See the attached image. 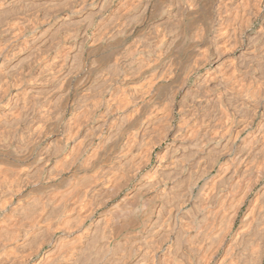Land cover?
Returning a JSON list of instances; mask_svg holds the SVG:
<instances>
[{"label":"bare ground","instance_id":"1","mask_svg":"<svg viewBox=\"0 0 264 264\" xmlns=\"http://www.w3.org/2000/svg\"><path fill=\"white\" fill-rule=\"evenodd\" d=\"M140 1L143 4L140 5L138 21L135 22L136 14L133 13L135 14L133 17L126 16L125 7L131 5L133 8L132 4L139 2L138 0H0V92L2 93L0 95V220L2 216L10 218L9 214L16 213L22 218L20 220L17 218V221L14 216L15 220L12 221H17L19 226L23 227L17 233L18 229L22 228L17 226V238L14 235L0 234V251L7 249L10 255V248L12 252L14 249L17 251L23 249L26 246L28 230H36L40 222H46L48 218H62L60 227L56 224L55 227L64 235L63 239H58L63 236H58L56 239L47 233L48 238L52 237L46 242L49 249L46 251L42 246L36 253L33 249L32 257H27V253L19 251L23 255L26 254L27 260L23 258L17 261L19 257L15 260V255L14 257L11 255L13 260L9 259L12 258L11 256L4 260L5 257L3 258L2 255H5V251L1 252L0 264H31L33 258H37L34 264H264V39L262 38L264 34L260 35L264 29L257 28L260 31L257 30L255 33L253 31L257 25L264 26V12L257 14L261 8L255 6L257 12L253 10L255 7L251 9V12H256L254 16L239 14L237 10L234 11L235 14L230 13V15L225 5L229 2L225 0H194L193 3H189V7L186 4L187 8L183 3V8L180 7L181 5L177 6V9L178 7L181 9H178L179 12L175 10L180 14L182 12L186 20L184 33L180 29L182 36L179 32L180 36L171 35L170 30L165 29L169 38L166 37L168 41L164 51L160 54L155 52L152 54V51H148L145 54L147 58L135 60L137 57L134 59V56H131L135 48L133 49L129 38L146 36V30L153 21L158 24L165 21L168 23L169 20L164 17L175 4L173 0ZM178 1L176 2L179 3ZM246 1L250 2V0ZM246 1L241 3L249 6L251 2L246 5ZM251 1L255 4L260 0ZM241 3L238 2L237 5ZM243 6L244 10L245 6ZM233 7L239 6L233 4ZM135 8L136 5L134 10ZM248 10L250 11L247 8ZM175 11L173 12L176 18ZM38 12L42 14L41 24L48 22L46 26L48 28L44 27L45 31L36 32L30 38L29 24L34 22L30 19ZM178 16L180 18L181 15ZM172 19L175 21L174 18ZM53 20L55 23L52 24ZM39 21L35 20L36 23L32 24H38ZM177 21L179 19L175 22ZM64 25L69 27L64 29L62 28ZM159 27L158 25L156 28L157 34L161 36ZM175 30L171 32H177V29ZM149 36L151 37L152 33L147 39ZM154 37L152 36V39ZM141 38L140 40L146 44L147 40ZM157 38L159 42L160 37ZM251 38L255 39L252 47ZM163 39L161 38L162 41ZM220 40L223 41V45L226 43L223 50L216 49ZM246 40L247 47L243 53L242 46H245ZM135 43L134 45L139 44ZM159 44L155 43L154 46L157 45L158 49L161 46ZM52 46L66 52V63L60 61L65 64L64 71L59 78L47 76L39 83L36 81L37 77L44 72L41 70V73H35V76L32 72L31 59L36 58L34 54L38 52L34 50L42 49V53L49 52ZM212 49L216 52L214 50L215 53L211 54L217 64L224 67V71L225 68L228 71L234 62H231L229 56L226 57L225 54L228 51L234 53L235 66L231 69H235V84L229 75L227 77L236 87L233 95L235 105L231 102L233 94L231 91L234 87L231 85V89L229 88L228 79L227 81L223 79L226 76H219L225 73L232 77L234 70L232 73L223 72L222 69V74L216 72L219 74H216L217 76L222 77L221 79L229 84L226 91L229 89L232 94L229 95L228 91L226 94L228 93L231 100L224 102L226 105V102L233 103V110L228 112L224 110L225 108H220L222 110L218 118L220 126L216 124V127L219 126L218 130L214 127L217 131L207 133V129L204 128L206 134L200 133L204 134L202 138L199 131L193 128L195 126L190 125L193 122L188 123L193 118L191 120L185 118V120L189 119L186 122L181 118L178 127L176 125L171 127L168 134L164 132L166 134L162 139L152 141L151 133L155 131L156 134L158 127L151 125L152 130L150 129L152 119L148 122L144 120L151 113L147 114V112L153 110L167 115L168 113L164 114L161 111L184 110L183 104L188 98L185 95L195 82L193 78L200 77L197 73L204 65H197L199 57L204 55L203 52L206 54ZM38 53L40 54V51ZM92 58H95V63L90 65ZM52 60L49 61L53 63ZM76 60L79 64L76 63L78 66L72 69ZM26 61L28 62L25 63ZM166 65L170 71L164 69ZM222 67H218L217 71ZM58 68L60 69V66H57ZM120 70H123L122 74ZM206 81H200V85L204 83L203 86H206ZM222 83L220 82L219 85ZM17 84H20V90ZM197 85L199 87V84ZM215 85L212 84L213 87H210L216 90ZM210 87L208 85L207 88ZM220 88L224 91V85ZM123 91L124 99L120 100L119 96ZM203 92L205 93L204 90ZM222 92L219 91L220 95ZM179 94H182V98L178 100ZM204 95L207 96V93ZM206 96L203 97L206 99ZM87 98L91 99L88 104H86ZM215 100L214 103L218 98ZM218 102L215 105H218L217 108H219ZM231 103L230 107L227 105L229 109ZM20 105L22 110L21 108L18 110ZM37 105H41L42 108ZM53 110L58 112L61 110L62 116L59 114L60 117L55 118L53 115L55 119L52 120ZM76 110L136 111L133 113L130 111L133 115L130 114L129 117L127 116L129 111L126 116L119 114L118 119L116 118L117 123H114L115 120L112 122L113 130L110 131V128L107 133L99 132L102 130L96 131L95 128L96 132L93 133V128L90 129L93 130V134L91 131L90 134L94 136L87 141L86 126L84 127L82 121L85 117L81 113L77 111L74 121L70 120L74 123L71 128L66 127L63 122L66 115L70 114L68 116L73 117L71 115L73 112L76 113ZM30 114L35 115V118L39 119L37 121H46L48 148L40 147L45 137L30 141V138L25 137L27 133L23 134L19 131L21 117ZM182 122H185V125H182ZM217 122L219 123L218 120ZM24 128L27 130V127ZM161 129L160 133H162ZM37 130L44 131L40 128ZM163 135L162 133L161 136ZM168 140L170 142L165 147V155L161 154L167 160L163 161L159 156V161L153 167L156 174L159 176L163 174V179L146 180L145 169L153 163V151L157 147H162ZM69 142L76 144L69 147ZM152 142L155 145L151 149L149 144ZM146 146L150 147L151 152L148 153ZM83 151L87 152L88 159L84 160L86 161L84 165L74 164L75 169L71 177L76 179V183L72 182L74 185L69 186L70 176H64L56 168L59 169L60 166L63 171L66 170ZM53 161L59 163L58 166L54 165L57 166L56 168L52 164ZM185 172H188L186 177ZM132 185L133 190L130 194L128 193L122 203H117V206L115 204L113 206L115 210L109 213L113 216L112 222H109L111 218L108 219L109 221H103L105 216H109L107 214H103V217H99L97 221L94 219L96 211L99 210L97 208L106 206L107 200L106 202L104 200L107 196L108 199L109 197L114 199L123 188L128 189ZM159 185H164L165 189L163 188L159 195L156 193L157 206L151 205L154 208L149 210L153 196L147 199L145 195L150 189L151 192ZM98 189L105 190L106 197L100 196L105 197V199L101 198L102 204L97 202L99 204L93 207L91 197L95 200V192ZM73 192L75 194L72 195V201L65 200ZM131 199L139 201L143 206H141L143 209L140 220H133V216L130 215L132 208L127 202ZM66 212L74 214L67 213L64 216ZM82 212L88 213L87 216L85 214L84 219L90 222L81 219ZM14 225L18 224L14 222ZM51 229L53 230L49 229V231L54 233L55 229ZM43 249L46 252H43ZM17 251L16 256L20 254L19 252L17 254ZM6 255L8 256V253Z\"/></svg>","mask_w":264,"mask_h":264},{"label":"rangeland","instance_id":"2","mask_svg":"<svg viewBox=\"0 0 264 264\" xmlns=\"http://www.w3.org/2000/svg\"><path fill=\"white\" fill-rule=\"evenodd\" d=\"M137 1V0H136ZM139 2H140V4H139V2H135L134 4L136 5V8H135V10H134V7H135V5L134 4H132V7L133 8H131V5L130 6H127V7H125V12H127V13H125L126 14V16H130V15H132V17L135 15V16H137V14L140 12V10H141V6L140 5H142L143 3L140 1V0H138ZM177 1V0H176ZM175 0H173V2L176 4H174V6L172 7L173 9H171V11H169V12H167L166 13V17H164V18H166V20L168 21V23L165 21V22H163V23H157V22H155V21H153L152 22V25H150V27H148L147 28V30H146V36H144L143 38H141V37H134V39L136 40H134V39H132V38H129V42H130V44L131 45H133V49L135 48V50H133L132 52H131V56L135 59L136 57V59L135 60H138V59H142L143 57H146L147 58V56H145V54L146 53H148V51H152L153 53L152 54H154V52L155 53H161V52H163L164 51V49H165V45H167V39L169 38V34L171 33V35H175V36H180L181 35V31L183 32V28H184V24H185V22H186V20H185V17L183 16V14H182V12H181V14L180 13H178L179 12V10H181V9H179L180 7L181 8H183V6L185 5V7L187 6L186 4H188V7L190 6V4L189 3H193V1L194 0H179L178 2L180 3H177ZM184 1V2H183ZM226 2H229V3H225V5H227L226 6V8H227V13H231V14H235L236 12H234V11H238L237 13H243L245 16H247V15H249V16H254V15H256L255 13L257 12V10L258 9H260V11L259 12H257V14L258 13H260V12H264V2H262V1H264V0H260L259 2H257L256 0H253V1H256L257 3H255V4H252V1L250 0V2L249 1H246V5L248 4V2L250 3V4H248L249 6H245V4H242L241 3V1L242 2H244L245 3V1H243V0H237L239 3H241V4H239V5H237V1L236 0H225ZM182 2V3H181ZM232 2V3H231ZM261 2H262V4H261ZM137 3L139 4V5H137ZM183 3H184V5H183ZM230 3H231V5H230ZM236 3V4H235ZM254 3V2H253ZM233 4H234V6L236 5V6H239V7H233ZM252 4V5H251ZM260 4V5H259ZM134 5V6H133ZM179 5H181L180 7H178V9H177V6H179ZM229 5V6H228ZM242 5H244L243 7H244V10L242 9ZM251 5V6H250ZM241 6V7H240ZM257 6H259V7H256ZM131 9H130V8ZM231 7H233L231 10H230V8ZM248 9H250V11H249V13H248V11H247V8ZM251 7V8H250ZM254 9H253V8ZM138 8V9H137ZM175 8V9H174ZM187 8V7H186ZM241 10H240V9ZM246 8V9H245ZM263 8V9H262ZM130 9V10H129ZM133 9V10H132ZM235 9V10H234ZM251 9H253V10H255L254 12H251L252 10ZM126 10H128V11H126ZM139 10V11H138ZM175 10H177L178 12H176ZM232 11L233 10V12H230V11ZM240 10V11H239ZM246 10V11H245ZM173 11H175L176 12V18H175V15H174V12ZM229 11V12H228ZM242 11H244V12H242ZM171 12V14H169ZM245 12H247L246 14H245ZM133 13H135V14H133ZM173 13V14H172ZM250 13H253V14H251L250 15ZM37 15H34L33 16V18H31L30 19V21H34V22H32V23H36L37 21H39L38 22V24H35V25H33L31 22H30V31H29V33H28V35L30 36V38L31 37H33V35L36 33V32H41L42 33V30L43 31H45V29H43L44 27L47 29L48 27H46V26H48L47 25V23L46 22H43L44 24H41L42 22V14H39V12L38 13H36ZM230 14V15H231ZM178 15H181L180 16V18H179V16ZM61 16H63V15H61ZM174 16V17H173ZM37 17V18H36ZM41 17V18H40ZM131 17V18H132ZM39 18V19H38ZM136 18V17H135ZM170 18H171V20H170ZM172 18H174L175 19V21L177 20V19H179V21H177V22H179V23H177V22H175ZM33 19V20H32ZM38 19V20H37ZM35 20H36V22H35ZM138 21V16H137V19H135V22H137ZM52 22V21H51ZM170 22V23H169ZM46 23V24H45ZM53 23H55L54 22V20H53V22H52V24ZM133 23H134V21H133ZM177 25H176V24ZM183 23V24H182ZM34 26V27H32V25ZM155 24V25H154ZM40 25V26H39ZM158 25L160 26L159 27V31H160V35L162 36V34H163V37H161V36H159V34H157L158 33V29H156V28H158ZM172 25V26H171ZM175 27H174V26ZM151 26H152V29H151ZM259 25H257L255 28H254V33L255 32H257V30L258 29H260V30H262V28L264 29V26L263 27H258ZM69 26L68 25H64V27H62V28H68ZM162 27V28H161ZM165 27V28H164ZM173 27V28H172ZM33 28H35V29H33ZM37 28V29H36ZM40 28H42L41 30H40ZM155 28V29H154ZM164 28V29H163ZM170 30V32H169V34H168V29ZM177 29V32H171V31H176L175 29ZM179 28V29H178ZM258 28V29H257ZM149 29H151V30H149ZM153 29H154V31H153ZM161 29V30H160ZM168 30L167 31V33H165L166 32V30ZM180 29H181V31H180ZM34 30V31H33ZM38 30V31H37ZM40 30V31H39ZM179 30V31H178ZM260 30H258V31H260ZM164 31V32H163ZM221 31H222V29L219 31V33L221 34ZM163 32V33H162ZM178 32H179V34H178ZM33 33V34H32ZM151 33H152V36L154 37L155 35V37H154V39H152V36L150 37L149 36V38L150 39H152L151 41L150 40H148L147 39V36L148 35H151ZM155 33V34H154ZM172 33H174V34H172ZM184 33V32H183ZM262 34H264V32L262 31V33H260V35H262ZM217 35H219V34H217ZM182 36V35H181ZM194 36V34L192 35V37ZM157 37H160V40H161V38L163 39L164 37H165V39H163V41L161 40H159V42H158V38ZM166 37H168V38H166ZM219 37V36H218ZM140 38L141 39H143V40H147L148 42H150L148 45H147V41H146V44L145 43H143V41H141L140 40ZM145 38V39H144ZM157 38V39H156ZM195 38V37H194ZM262 38L264 39V35H262ZM139 39V40H138ZM252 39V38H251ZM141 41V42H140ZM152 41H153V43L155 44H159V48L157 49V45L156 46H154V44L152 43ZM221 41V40H220ZM264 41V40H263ZM139 43L138 45H134V43ZM222 42L223 41H221L218 45H219V47H216V49L218 48H220V50H223L225 47H226V43L223 45L222 44ZM252 42V43H251ZM254 42H255V39L253 38L252 39V41H250V43L252 44H250V46L252 47L253 46V44H254ZM133 43V44H132ZM135 43V44H136ZM143 43V44H142ZM152 43V44H151ZM164 43V44H163ZM140 44H141V46H140ZM144 45V46H143ZM149 45H151V47L152 46H154V47H156V49L154 48V47H152V48H154V50L151 48V47H148ZM220 45L222 46V47H220ZM244 45L245 46H242V51H243V53H245L244 52V50L246 51V47H247V40H246V42L244 43ZM148 47V49H147V47ZM225 46V47H224ZM54 46H52L50 49H49V52H44L43 51V53H42V49L41 50H34V52L35 51H40V54L37 52V54H36V52H35V54H34V56L36 57V58H32L31 59V64H32V72H34V76L38 73V72H40L41 73V70H43V75H39V77H37V82H39V81H43V79H45L47 76L48 77H51V76H53V78H59L60 77V74H62L63 73V71H64V63L63 62H60L61 60H63L65 63H66V52H64V51H62V50H60L58 47L56 48V47H54ZM138 47V48H137ZM145 48V50H144V48ZM137 48V49H136ZM140 48H142V49H140ZM161 48H162V50H161ZM222 48V49H221ZM151 49V50H150ZM51 50V51H50ZM59 50V51H58ZM214 50L215 49H212L211 50V52H209V53H207L206 52V54H207V56H205L206 54H205V52H203L202 54H204V55H201L200 57H199V61H198V63H197V65H201L202 66V64H204L202 67H201V69H200V71L197 73L198 74V76H200V77H198V78H196V77H194L193 78V80L195 81H193L194 82V84L192 83V85H191V88L189 89V91L186 93V95L185 96H188V98H187V101H186V103H184L183 104V106H185L184 107V110H163V111H161V112H163L164 114H167V115H163V114H161L159 111H157V112H159V113H157V112H154L153 110H150V111H148L147 112V114L149 113V112H151L150 113V115L148 114V116H147V118L145 119L144 118V120H146L147 122L148 121H151V119H152V121L150 122V129L152 128V126L154 127L155 125V128L156 127H158V128H162L163 127V129H161V132L164 134L163 136H161L162 135V133H160V129H158V128H156V134H155V131H152V133H151V139H152V141H154V142H156V140L158 141L159 139H162L164 136H165V134L166 133H164L165 131L167 132V134L169 133L168 131H170V129H171V127L173 128V127H176L178 124H179V122H180V124H181V121H182V119L181 118H183V121H189V119L191 120L192 118V120L191 121H189L188 123L190 124L191 122H193V123H191L190 125L193 127V126H195V127H193V128H195L196 130H198L199 131V134L200 133H205L206 134V132L207 133H214L213 131H215L216 129L215 128H217V130H218V128H219V124H220V119H218V118H220V112L222 111L221 109H224V110H227L228 112H231L232 110H233V106L235 105V96H233L234 94H235V92H236V87H234L233 85H232V83H233V81H234V73H235V69H231V68H234V66H235V59H234V53L232 52V51H228V53L227 54H225V56L226 57H228L230 60H231V62H233V64H231L232 66H231V70L228 68V71H231V72H229V73H232V71L234 70V72H233V78L231 77V75L230 74H227V69L225 68V71H227L226 72V74L227 75H225V73H223L222 74V71L223 72H225L224 70H223V68L224 67H222V65H219V64H217L218 62H216V59H214V56H213V54H211V53H215L216 52V50H215V52H214ZM53 51V52H52ZM55 51H58V52H55ZM135 51V52H134ZM52 52V53H51ZM55 52V53H54ZM59 52H60V54H59ZM141 52V53H140ZM44 53H46L47 55H48V57H47V55L45 56V54ZM230 53V54H229ZM38 54H39V56H38ZM134 54H136V56L134 55ZM139 54V55H138ZM61 55V56H60ZM209 55V56H208ZM41 56H43V57H41ZM58 56H60V57H58ZM139 56V57H138ZM204 56V57H203ZM41 57V58H40ZM45 57V58H44ZM52 57L54 58L53 60H52ZM207 57H209V58H207ZM38 58V59H37ZM44 60H43V59ZM55 58H57V60L55 59ZM201 59H202V61H201ZM233 59V60H232ZM33 60H35V61H33ZM38 60H40L39 62H37ZM42 60V61H41ZM52 60V62L53 63H51L50 61ZM207 60V61H206ZM206 61V62H205ZM210 61V62H209ZM212 61V62H211ZM28 61H26L25 63H27ZM33 62V63H32ZM37 62V63H36ZM46 62V63H45ZM50 62V63H49ZM90 65H93L94 63H95V58H92L91 60H90ZM94 62V63H93ZM201 62V63H200ZM204 62V63H203ZM215 62V63H214ZM39 63V64H38ZM49 63V64H48ZM79 64L78 63V60H76V62L74 61V66H72V69H74L75 67H77L78 65L77 64ZM206 63V64H205ZM212 65H211V64ZM46 64V65H45ZM48 64V65H47ZM53 64V65H52ZM59 64V65H58ZM61 64V65H60ZM59 67L60 66V69L58 68L57 69V66ZM205 65H209L208 67L207 66H205ZM215 65V66H214ZM35 66V67H34ZM55 66V67H54ZM62 66V67H61ZM54 67V68H53ZM218 67H222V68H220V71H217V69H219ZM208 68V69H207ZM209 68H210V70H209ZM216 70H214V69ZM57 71H56V70ZM164 69H168V71H170V68L169 67H167V65H166V67L164 68ZM221 69H222V71H221ZM36 70V71H35ZM38 70V71H37ZM123 70H120V74H122L121 72H122ZM167 71V70H166ZM208 71H209V74H208ZM45 72H46V74H45ZM58 72H59V74H58ZM212 72H214V73H212ZM216 72H218L219 74H222V75H219L218 73H216ZM221 72V73H220ZM36 73V74H35ZM57 73V74H56ZM202 73V74H201ZM212 73V74H211ZM50 74V75H49ZM119 74V73H118ZM216 74H218L219 76H222L223 77V75L224 76H226V77H223V79L225 80V81H227V79H228V75L230 76V78L233 80L232 82H229V81H231L230 80V78L228 79V83H230V85L228 84V83H226V82H224L221 78L222 77H219V76H217ZM209 75V77L207 78V76ZM212 75L214 76V77H212ZM42 76H43V78H42ZM55 76V77H54ZM57 76V77H56ZM207 78V80L208 81H206V79L204 78ZM122 78H123V76H121ZM210 77H212L211 79L213 80H211L210 79ZM41 78V79H40ZM204 79V81H206V86L204 85L203 86V84L204 83H202V86L200 85V83L201 82H204V81H202L203 79ZM215 78H217V79H215ZM218 78H219V80H218ZM226 78V79H225ZM39 79V80H38ZM198 79V80H197ZM202 79V80H201ZM201 82H200V81ZM216 80L218 81V82H216ZM222 80V81H221ZM210 82V83H209ZM220 82L222 83L221 85H219L220 84ZM40 83V82H39ZM218 83V84H217ZM225 83H226V87H225ZM197 84H199V87H198V85ZM211 84V85H210ZM212 84L214 85V84H216L215 85V89L217 90V92H216V90H214V88L212 89L211 87H213L212 86ZM234 84H235V81H234ZM18 86H17V88L20 90L21 89V86H19L20 84H17ZM208 85H209V87L210 88H207L208 87ZM222 85H224V91H223V88H220V86L222 87ZM228 85H229V88L231 87V85H232V87H234V90H230L231 92H229L228 90V93H230L229 95H231L232 96V100L230 99V96L228 95V93L226 94V89H227V87H228ZM195 86V87H194ZM196 86L198 87V88H196ZM201 86V87H200ZM218 86V87H217ZM204 87V88H203ZM193 88V89H192ZM196 88V89H195ZM199 88H203L202 90L201 89H199ZM212 89V90H211ZM231 89V88H230ZM233 89V88H232ZM197 90H199V91H196ZM203 90L205 91V93H207V96L209 97V99H208V97L206 96V95H204L205 93L203 92ZM221 90V92H222V95H220V93H219V91ZM193 91H195V92H193ZM202 91V92H201ZM207 91V92H206ZM213 94H211L210 92ZM213 91V92H212ZM193 92V93H192ZM198 92H199V96H202V97H199V96H197L198 95ZM201 92V93H200ZM189 93H191L192 94V96H191V94H189ZM203 93V94H202ZM217 93H218V95H217ZM223 93H225V94H223ZM197 94V95H196ZM202 94V95H201ZM0 95H2V93L0 92ZM123 95H124V91H123V93L121 92V96H119V98H121L120 100H122V99H124V97H123ZM190 95V96H189ZM195 95H196V97H195ZM210 95H211V97H210ZM215 95V97H213ZM218 97H217V96ZM220 95V96H219ZM203 96H206V99L203 97ZM227 96H229V97H227ZM213 97V98H212ZM218 98V100H217V98ZM220 97H221V99H220ZM227 97V98H226ZM180 98H182V94H179L178 95V100L180 99ZM199 98V99H198ZM200 98H201V101H200ZM210 98H212L211 100H210ZM205 99V100H204ZM217 100V102L219 101L220 103H221V107H220V103L218 102V104H219V108H217V106H215L216 104H217V102H215L214 103V100ZM226 99V100H225ZM200 102H199V101ZM215 100V101H216ZM221 100V101H220ZM229 100H231V102H233L234 103V105H233V103H231V102H226L227 103V105H229V107H230V103H231V108L229 109V107L225 104V102L224 101H229ZM234 100V101H233ZM192 101V102H191ZM193 101H195V102H193ZM89 102H91V99L90 98H87V100H86V104H88ZM212 102V103H211ZM193 103V104H192ZM196 103H197V105H196ZM205 103V104H204ZM206 103H208V104H206ZM187 104H188V106L190 107H188L187 106ZM213 104V105H212ZM195 105V106H194ZM38 107L40 106V108H42L41 107V105H37ZM36 106V110H38L37 107ZM186 106H187V108H186ZM21 108V110H22V106L20 105L19 106V108H18V110ZM39 108V110H41ZM221 108V109H220ZM229 110H228V109ZM187 109V110H186ZM189 109H190V111H189ZM203 109V110H202ZM205 109V110H204ZM232 109V110H231ZM77 111L78 110H76L75 112L76 113H74L73 112V114L71 115V116H73V117H69L70 116V114H68V115H66V117L65 118H63V122H64V124H65V126L66 127H72V125H74V123H72L73 121H74V116H76V114H77ZM85 112L84 114L87 116V117H89L90 119H88L84 114H83V112ZM95 110H93V112H94ZM102 111V112H101ZM107 111H110V110H96L94 113L91 111V110H80V111H78V113H81L85 118H83V125H84V127L86 128V131H87V141H90L92 138H93V136L94 135H92L93 133H95L96 131H99V130H102V131H99V132H103L104 131V133H107V132H109V130L108 129H110V131L111 130H113V126H112V122L115 120V122L114 123H117V116L119 117L120 115H122V116H124L125 114H127V112L129 111V110H117V112L115 111H113V110H111L110 112H108L107 113ZM120 111V112H119ZM131 111V110H130ZM130 111H129V113L127 114V116L128 115H133L132 113L134 112V111H136V110H133V111H131L132 113H130ZM165 111V112H164ZM187 111V112H186ZM208 111V112H207ZM54 112V114H52ZM53 112L52 113H50V115H51V117L53 118H51L50 117V115H49V117L52 119V120H54L55 118H58V116H59V114H60V116H62L61 115V113L60 112H62L61 110H59V112H58V110H53ZM55 112H57V113H55ZM112 112L113 113H115V114H117V115H115V114H112ZM122 112V113H121ZM154 112V113H153ZM203 112H204V114H203ZM90 115V116H88V114ZM91 113V114H90ZM99 113V114H98ZM153 113V114H152ZM180 113V114H179ZM182 113V114H181ZM56 114V115H55ZM93 114V115H92ZM112 114V115H111ZM120 114V115H119ZM155 114V115H154ZM161 116H160V115ZM171 114V115H170ZM190 114H191V118H190ZM203 114V115H202ZM213 114V115H212ZM55 116V118H54V116ZM96 115V116H95ZM101 115V117H99ZM115 115V116H114ZM162 115L164 116L163 118H162ZM174 115V116H173ZM178 115V116H177ZM192 115L194 116V117H192ZM206 115V116H205ZM32 116L33 115H23L22 117H21V119H20V121H22V122H20L19 123V125H18V127H20L19 128V131H21L23 134H29V135H25V137H27V138H30V141H35V140H39L38 138H41V137H45V139L43 140V142L41 143V145H40V147L42 148H48V140H49V136H47L48 134H47V126H46V121H44V120H40V121H37V120H39L38 118H35L36 116L34 115L33 116V118H32ZM59 116V117H60ZM103 116V117H102ZM126 116V115H125ZM155 116V117H154ZM157 116V117H156ZM182 116V117H181ZM217 116V117H216ZM219 116V117H218ZM30 118V119H28V118ZM45 117H46V114H45ZM69 117V118H68ZM96 117V118H95ZM115 119H114V118ZM129 117V116H128ZM144 117H146V116H144ZM150 117H153V118H150ZM176 117V118H175ZM180 119H179V118ZM27 118V120H25V119ZM35 118V119H34ZM47 118V117H46ZM92 118V119H91ZM105 118V119H104ZM113 118V120H111ZM117 118V119H116ZM149 118V119H148ZM177 118H178V122H177ZM185 118H189V119H186L185 120ZM148 119V120H147ZM155 119V120H154ZM171 119V120H170ZM194 119H195V121L197 122H195L194 121ZM30 120V121H29ZM35 120V121H34ZM67 120V121H66ZM70 120H72V122L70 121ZM85 120H88V122H87V124H86V122H85ZM90 120H93V121H90ZM103 120H105V121H103ZM154 120V121H153ZM160 120V121H159ZM180 120V121H179ZM217 120L219 121V123L217 122ZM23 121H24V124H23ZM96 121V122H95ZM145 121V122H146ZM167 121H169V123H167ZM201 121H203V122H201ZM38 122V123H37ZM96 124H95V123ZM105 122H106V124H105ZM154 122V123H153ZM157 122H158V124H157ZM165 122V123H164ZM171 122V123H170ZM184 122V123H185ZM36 123V124H35ZM67 123H68V125H67ZM89 123V124H88ZM103 123V124H102ZM167 123V124H166ZM176 123V124H175ZM183 122H182V125H185ZM196 123V124H195ZM206 123V124H205ZM26 124V125H25ZM40 124H42L41 125V127H40ZM90 124H91V126H90ZM172 124V125H171ZM216 124L217 125H219L218 127H216ZM27 125H30L29 127L27 126ZM71 125V126H70ZM114 125V124H113ZM152 125V126H151ZM158 125H160V126H158ZM176 125V126H175ZM182 125H180V126H182ZM200 125V126H199ZM37 126V127H36ZM94 126H96V127H94ZM111 126V127H110ZM179 126V125H178ZM177 126V127H178ZM23 127V128H22ZM24 127H27V130H25V128ZM36 127V128H35ZM43 127V128H42ZM98 127V128H97ZM104 127V128H103ZM169 127V128H168ZM215 127V128H214ZM44 129V131L43 130H37V129ZM93 128V130H94V128L96 129V131L94 130H90V129H92ZM102 128V129H101ZM204 128H206L205 130H206V132H205V130H204ZM210 128V129H209ZM23 131H22V130ZM35 131H34V130ZM98 129V130H97ZM212 129V130H211ZM106 130V131H105ZM152 130V129H151ZM153 130H155V129H153ZM164 130V131H163ZM209 130H211V131H209ZM216 130V131H217ZM30 131H32V133L30 132ZM90 131H91V133H92V131H93V133L92 134H90ZM159 131V132H158ZM201 131V132H200ZM34 132V133H33ZM89 132V133H88ZM153 132H154V134H153ZM30 133H31V135H30ZM33 134V135H32ZM160 134V135H159ZM65 135H67V134H65ZM91 135V137H88V136H90ZM204 134H200V138H202V136H203ZM153 136V137H152ZM67 137H68V135H67ZM67 137L66 136H64V138H65V140H67ZM157 137V138H156ZM89 138V139H88ZM156 138V139H155ZM47 141V142H46ZM79 141H81V139L79 140ZM170 141L168 140V141H166L163 145H162V147H157L156 148V150L155 151H153V157H154V160H153V163L151 164V165H149L145 170L147 171V174H146V176H145V179L147 180H152V181H155V180H159V179H163V174H161L160 176H159V174H156V172H155V170L153 169V167L157 164V161H159L158 160V157L159 156H161V154H162V156L163 155H165V152H164V150H165V147L167 146V143H169ZM70 143V145H69V147H71L72 146V144H76V143H72V142H69ZM77 143H79L78 141H77ZM45 144H47L46 146H45ZM150 145V147H151V149H152V146H154L155 145V143H151V144H149ZM148 145V146H149ZM148 146H146V150L148 151V153H149V151H150V147H148ZM52 148V147H51ZM154 148V147H153ZM160 151V152H159ZM84 152V151H83ZM82 152V153H83ZM151 152V151H150ZM157 152V153H156ZM81 153V155L73 162V163H71V164H69V167L66 169V170H64L63 171V168H62V170H61V168H60V166H58L59 165V163L58 164H56L57 162L56 161H53L52 162V164H53V166L54 165H57L58 167H59V169L58 168H56L55 166H54V168H56L58 171H61L62 173H63V175L64 176H70V178H69V181H68V184H69V186H71V184L72 185H74L75 183H76V179H74L73 177H71V175H72V173L74 172V167H75V165L76 164H78V165H84L85 164V162L86 161H84L85 159H88V154H86L87 152H84L83 154ZM89 153V152H88ZM148 153H146V154H148ZM164 153V154H163ZM158 154V155H157ZM83 156V157H82ZM159 157V159H163V161H166L167 159H165V157L163 158V157ZM81 160H80V159ZM157 158V159H156ZM77 160H79V161H77ZM79 162V163H78ZM84 163V164H83ZM75 164V165H74ZM73 166V167H72ZM71 167V168H70ZM151 167V168H150ZM68 169H69V171H68ZM73 169V170H72ZM153 170V171H152ZM146 171H145V173H146ZM150 173V175H149V173ZM155 175H154V174ZM188 173V172H187ZM186 172L184 173V176L186 177L188 174H187ZM165 177V176H164ZM72 179V180H71ZM74 184H73V183ZM162 186V187H161ZM133 185L130 187V188H123L122 190H121V192L118 194V196H116V197H114V199L113 198H111V197H109V199H108V196H107V199H105V194H106V192H105V190H103V189H101V190H99L98 189V191H96L95 192V195H96V198H95V200H93V198L94 197H91L92 198V200L91 201H93V202H95V204L92 202V205L91 206H96V204H99L100 202H101V200H103V199H105L104 201L106 202V200H107V204H106V206H104V207H99V208H97V210L98 211H96V213H95V215H94V219L97 221V220H99V217L101 218V217H103V214H107V215H109V216H105V218H104V220L103 221H109L108 219H110L111 218V221H109V222H112V218H113V216L111 217L110 216V214H111V211L114 209V207L113 206H115V204H116V206L119 204V203H122L123 202V199L127 196V195H129L130 194V192L133 190ZM157 188V189H156ZM156 188H154V189H152V191L150 192V190L148 191L149 193H147V195H145V197L147 198V199H149L148 197H152L151 198V200H150V204H149V210H151V209H153L155 206H157L156 204L158 203L157 202V197L158 196H156V193H157V195H159V193H161V190H163V188L165 189V187H164V185H159V186H157ZM128 190V191H127ZM102 191V192H101ZM100 192V193H99ZM105 192V193H104ZM97 193V194H96ZM104 193V194H103ZM129 193V194H128ZM154 193V194H153ZM74 194H75V192H73V193H71V196H70V194L67 196V198L65 199V200H67L68 201V199H73V196H74ZM99 194V195H98ZM126 194V195H125ZM73 195V196H72ZM94 195V194H93ZM92 195V196H93ZM102 195H104L103 197H100V196H102ZM120 195V196H119ZM97 196L99 197V198H97ZM124 196V197H123ZM156 196V198H154ZM69 197V198H68ZM71 197V198H70ZM101 198H103V199H101ZM110 198L112 199V200H110ZM156 199V200H155ZM42 200L44 201V198H42ZM69 200V201H70ZM132 200V201H131ZM130 201H128L127 202V204L128 205H130L131 206V208H132V210H131V212H130V215H132L131 217H132V219L133 220H140V218H141V214H142V210L141 209H143L142 207V204H140L139 203V201H134L133 199H131ZM72 201V200H71ZM110 201V202H109ZM115 201V202H114ZM156 201V202H155ZM97 202H99V203H97ZM103 202V201H102ZM102 202L100 203V204H102ZM118 203V204H117ZM130 203V204H129ZM94 204V205H93ZM109 205V206H108ZM136 205V206H135ZM154 206V207H152V206ZM98 206V205H97ZM142 206V207H141ZM107 207V208H106ZM108 207H109V209H108ZM111 207H113V208H111ZM111 209V210H110ZM115 210V209H114ZM106 211V212H105ZM137 211V212H136ZM0 212H1V210H0ZM105 212V213H104ZM69 214L70 212H66L65 214H64V216L66 215V214ZM84 213V214H83ZM110 213V214H109ZM72 213H70V215H71ZM74 214V213H73ZM72 214V215H73ZM82 214V216H83V218L81 217V219H83V220H86L87 222H90L89 220H87L86 218L84 219V217H85V214H86V216L88 215V213L87 212H82L81 213ZM11 215V219L10 218H8V216H4V218H3V216H2V218H1V220H0V225H2V223L4 224V222L8 225H6V224H4V225H2V226H0V229H2V230H0V234L1 235H6V236H15V238H17V235H16V229H18L17 228V226H19V223L17 222L18 220H20L22 217L19 215V214H16L15 213V215L13 214H9V216ZM70 215H67L68 217L70 216ZM14 216H15V218H16V220H17V218H18V220L17 221H12L13 219L15 220V218H14ZM66 216V217H67ZM71 217V216H70ZM109 217V218H108ZM130 217V218H131ZM62 218L60 217V218H57V219H51V218H48V220H46V222H43V221H41L40 222V224H39V227L36 229V230H33V229H29L28 230V232H27V239L30 241V242H28V240L26 239V246L23 248V249H18V251H17V249H14V251L12 252V250H11V248L9 249V251H11V253H10V255H9V252H8V250L7 249H5V250H1L0 251V257H1V252L3 253L4 251H5V255L8 253V256L6 255H2V257L4 258V260L5 259H8V257H10L11 255L13 256V255H15V260H17V258L19 257V259L17 260V261H19L20 259L22 260L23 258L25 259V260H27V257H32L33 255H34V253H33V249H35V253L40 249V248H42V246H44L43 248H45V250L47 251L48 249H49V247H48V245H46V242H48L49 241V239L50 238H58V236H63V237H59L58 239H63L64 238V235L61 233L62 231H60L57 227H60L59 226V223L60 222H62V220H61ZM1 221H4V222H1ZM59 221V222H58ZM14 222H15V224H18V225H14L13 226V224H14ZM48 222H49V224H48ZM53 222V223H52ZM42 223V224H41ZM58 223V224H57ZM44 224V225H43ZM50 226H48V225ZM55 224H56V226L57 227H55ZM41 225H43V226H41ZM2 227V228H1ZM4 227V228H3ZM19 227H22V226H19ZM49 228L50 229V231H52L53 229H51V228H54L55 229V232L54 233H52V232H50L49 231V229H47V228ZM6 228V229H5ZM44 228H46L47 229V231H49V232H47L46 231V229H45V231H44ZM4 229V230H3ZM23 229V227L22 228H20V230L18 229V231H17V233L18 232H20L21 230ZM28 229V228H27ZM13 232V234H12V232ZM30 231H32L34 234H32ZM31 233V234H30ZM47 233H49L50 234V236H52V237H50L49 236V234H48V236L50 237V238H48L47 237ZM52 233V234H51ZM60 234V235H59ZM33 235V236H32ZM37 235L39 236V238L40 237H42V238H46L45 240H43L42 238H35V237H37ZM41 235V236H40ZM35 236V237H34ZM48 238V239H47ZM21 239V238H20ZM45 241L44 242V244H43V241ZM48 240V241H47ZM30 244H32L31 246H30ZM35 246V247H34ZM37 247V248H36ZM32 249V251H30ZM44 249H43V252H46ZM17 251V254H19L20 252H22V253H27V257L25 256L26 254H22V253H20L19 255H17L16 256V252ZM20 251V252H19ZM19 252V253H18ZM33 253V254H31V253ZM66 253V252H65ZM11 256V257H12ZM24 256V257H23ZM7 257V258H6ZM9 258V259H14V258ZM17 257V258H16ZM22 257V258H21ZM34 259V258H33ZM31 260V264H34L35 262H36V260H37V258H35L34 260Z\"/></svg>","mask_w":264,"mask_h":264}]
</instances>
